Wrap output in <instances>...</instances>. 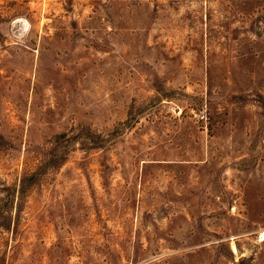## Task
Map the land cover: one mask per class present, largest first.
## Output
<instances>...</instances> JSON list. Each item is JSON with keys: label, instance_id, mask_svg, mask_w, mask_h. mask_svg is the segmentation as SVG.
<instances>
[{"label": "rangeland", "instance_id": "1", "mask_svg": "<svg viewBox=\"0 0 264 264\" xmlns=\"http://www.w3.org/2000/svg\"><path fill=\"white\" fill-rule=\"evenodd\" d=\"M256 91L264 0H0V198L113 133L4 206L0 264H264Z\"/></svg>", "mask_w": 264, "mask_h": 264}, {"label": "trees", "instance_id": "2", "mask_svg": "<svg viewBox=\"0 0 264 264\" xmlns=\"http://www.w3.org/2000/svg\"><path fill=\"white\" fill-rule=\"evenodd\" d=\"M155 85L157 90H162V83H155ZM156 98V95L150 96L148 99L142 100L138 103V105L132 104L128 112V117L125 119L124 123L131 124L133 119L138 116L139 112L146 108L149 103L156 100ZM253 100L264 108V95L262 92L256 91ZM115 130L118 131L117 128ZM112 134L98 131L85 124L80 126L79 130L73 133H69L67 131L56 133L52 140V144L46 147L43 157L39 160L36 166L25 171L17 182L7 185L5 195L0 198V219L5 217L6 221L4 223H0V226H5L7 228L10 227V213H8L10 209L3 211L4 206H13L15 202L18 207L21 206L23 200L26 198L28 190L41 180L42 176L46 173L49 167H52L61 161L66 152L70 150V144L80 141L84 147L103 146V144H105L108 140V137ZM62 147L64 148L62 149ZM59 150L61 152L63 151V153H58Z\"/></svg>", "mask_w": 264, "mask_h": 264}]
</instances>
